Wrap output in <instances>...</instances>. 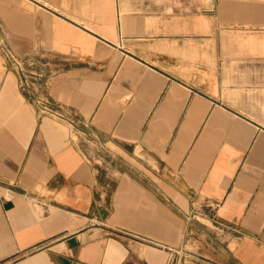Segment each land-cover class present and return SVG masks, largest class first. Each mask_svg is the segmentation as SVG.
Segmentation results:
<instances>
[{
    "label": "crops",
    "instance_id": "obj_1",
    "mask_svg": "<svg viewBox=\"0 0 264 264\" xmlns=\"http://www.w3.org/2000/svg\"><path fill=\"white\" fill-rule=\"evenodd\" d=\"M262 28L264 0H0V264H264V54L217 35Z\"/></svg>",
    "mask_w": 264,
    "mask_h": 264
},
{
    "label": "built area",
    "instance_id": "obj_2",
    "mask_svg": "<svg viewBox=\"0 0 264 264\" xmlns=\"http://www.w3.org/2000/svg\"><path fill=\"white\" fill-rule=\"evenodd\" d=\"M14 60V58H13ZM13 67L17 70L19 86L26 92H33V88L44 90L49 75L45 73L35 61L32 59H20L17 58L13 61ZM36 103L39 106L40 113L42 115L49 114L57 116L53 109V104L48 96L44 95L36 98ZM176 259L171 258L169 264H176Z\"/></svg>",
    "mask_w": 264,
    "mask_h": 264
},
{
    "label": "rangeland",
    "instance_id": "obj_3",
    "mask_svg": "<svg viewBox=\"0 0 264 264\" xmlns=\"http://www.w3.org/2000/svg\"><path fill=\"white\" fill-rule=\"evenodd\" d=\"M218 36L223 37H232V38H240V37H256L258 39L257 43L255 44H247L241 43L240 40H235L231 45V51L233 52H253V53H262L264 54V28L258 30H243V29H224L220 30L217 33ZM15 46V45H14ZM0 53L5 54L6 49L5 47L0 45ZM13 58L16 60L18 57L14 55H9V62L13 64ZM41 61V60H39ZM4 60L0 61V65L4 66ZM85 144H89L86 143ZM90 147H94V144H89Z\"/></svg>",
    "mask_w": 264,
    "mask_h": 264
}]
</instances>
